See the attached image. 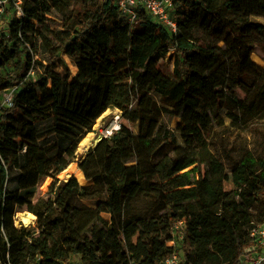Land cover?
<instances>
[{
    "label": "trees",
    "instance_id": "1",
    "mask_svg": "<svg viewBox=\"0 0 264 264\" xmlns=\"http://www.w3.org/2000/svg\"><path fill=\"white\" fill-rule=\"evenodd\" d=\"M173 1L175 33L144 14L129 25L116 0H22L23 18L0 36V93L16 86L11 104L0 105V264H62L72 254L83 264H131L134 256L135 264H161L173 251L171 209L186 215L180 264L241 263L251 229L264 221V155L248 150L227 166L208 131L225 117L238 130L264 119V66L251 58L264 60V0ZM241 12L250 14L251 35L237 34ZM169 54L172 77L154 64ZM33 63L43 72L23 84ZM107 109L137 131L121 123L86 152L78 164L86 183L60 181ZM165 118H177L176 131ZM226 169L243 171L245 183L225 191ZM46 177L59 184L36 198ZM79 201L96 204L88 234L78 231ZM24 210L37 216L34 227L15 226ZM122 232L137 234V245L128 250Z\"/></svg>",
    "mask_w": 264,
    "mask_h": 264
},
{
    "label": "rangeland",
    "instance_id": "2",
    "mask_svg": "<svg viewBox=\"0 0 264 264\" xmlns=\"http://www.w3.org/2000/svg\"><path fill=\"white\" fill-rule=\"evenodd\" d=\"M259 20L264 23V16L259 18ZM4 19L0 23V34L5 28ZM53 27L60 28L61 22L58 19H55L52 22ZM237 34H252V29L250 26V15L247 19L240 20L239 17L237 18ZM263 38V36H261ZM39 55H35L34 59H38ZM59 57H61L64 60L65 65L69 69V73L73 75L76 72V67L73 65L72 60L65 55L63 52H59ZM155 66L157 69L162 71V73L168 77H172V70L174 65V60L172 57V54L164 55L159 57L155 61ZM261 66H264V60L260 64ZM33 68L28 72L26 75L23 84L24 83H30L35 82L37 77L43 72V69L39 68L38 64L33 63ZM11 67L7 66L5 68V71H9ZM57 71H60L62 73H65L66 70L60 62H57V67L55 68ZM3 73V70H1ZM4 71V72H5ZM74 94V91H72V95ZM238 94L241 97H244V93L240 90H238ZM5 91L0 93V105H5L3 103ZM2 99V100H1ZM115 117L119 118V121L121 123H125L127 125H130L127 121H125L122 117L121 111L118 109H107L100 117H98L93 125L92 131L86 134L85 137L88 136L90 138L89 144L85 145L84 149H81V142L85 138H83L79 143L78 146L74 152L73 161L65 168L68 169L70 166L73 168V171L70 173V175L65 178L63 175L58 174L56 177L61 181H67L72 176H77V179L80 183H85V179L80 174V171L78 168V164L80 159L86 154V152L92 148L97 142H98V132L101 128L105 127L107 124H109ZM165 121L168 123V126L173 131H176V125H177V118H172L168 120V118H165ZM131 129L136 132L137 126L136 125H130ZM177 135L179 136L178 132ZM24 136L21 135V139ZM14 139V137H13ZM208 139L210 142V147L213 153L218 156L221 160H223L227 166L234 165L236 161L239 159V157L244 154L246 151H252L257 155H264V119L256 121L252 123L248 128L244 130H238L233 129L229 125V119L227 117L224 118V125L221 126H212L210 130L208 131ZM34 141L30 142L28 139L25 141L33 143V144H42L43 142H46L47 139L38 140L33 138ZM178 142L182 143L181 138H178ZM200 160H201V169H202V178L203 181H207V172L205 168V162L202 157V152L200 153ZM77 170V171H76ZM19 180V179H18ZM17 177L12 181L14 183L15 181H18ZM54 182L53 177H46L41 184L38 187L36 198H40L43 200L48 199V197L51 195V191H55L56 187L59 184V181L55 182V184L51 187V185ZM242 186V185H241ZM224 187V186H223ZM225 190V189H224ZM228 192V191H227ZM77 205L82 206V212L78 217V231L80 234H88V229L91 225V223L94 221V219L97 216V208L96 204L94 202L90 201H79L76 202ZM188 210L192 212H196V209L194 205H189ZM170 212H174L176 217L178 215H184L185 213L182 212L179 209H171ZM30 214H33L34 217H31ZM103 217H107L108 215L106 213H101ZM20 216L30 217L28 222H25L20 218ZM37 223V216L27 210L17 212L14 215V224L16 227H34ZM137 234L131 236L128 235L126 232L121 233V238L124 241L125 247L129 250L131 245H137ZM169 242V241H168ZM166 242V245H170V243ZM141 247V245L139 244ZM188 248L187 243H182L181 249ZM180 253V252H179ZM135 259H133L131 264H135L137 261L136 256H134ZM70 259L74 264H83L81 262V255L80 254H72L70 256Z\"/></svg>",
    "mask_w": 264,
    "mask_h": 264
},
{
    "label": "built area",
    "instance_id": "3",
    "mask_svg": "<svg viewBox=\"0 0 264 264\" xmlns=\"http://www.w3.org/2000/svg\"><path fill=\"white\" fill-rule=\"evenodd\" d=\"M116 5L120 16L129 25L139 22L141 14H144L170 33L176 31L177 21L173 15L176 5L173 0H116ZM23 16L22 0H0V23L3 19V23H5V28L0 36L8 34L7 27L11 20H20ZM15 88L16 86L4 90L6 95H4L3 103L5 105L11 104ZM120 127L121 122L118 117H115L109 124L99 130L98 140L110 138ZM171 229L173 236L168 242L170 243L168 247L172 248L173 251L161 264H180L181 246L186 236V215H178ZM250 236L252 237V244L245 249L240 264H264V221L251 229ZM62 264H74V262L69 258Z\"/></svg>",
    "mask_w": 264,
    "mask_h": 264
},
{
    "label": "bare ground",
    "instance_id": "4",
    "mask_svg": "<svg viewBox=\"0 0 264 264\" xmlns=\"http://www.w3.org/2000/svg\"><path fill=\"white\" fill-rule=\"evenodd\" d=\"M249 12H241L240 15L238 16L240 20L247 19L249 17ZM251 58L257 62L258 64H261L263 62V59L257 54V53H252ZM21 137L20 136H15L14 140L15 141H20ZM28 141H34L32 138H27ZM90 138L85 137L82 142H81V149H84L85 145L89 144ZM73 171V168L70 166L68 169H64L61 171L59 174L63 175L65 178H67L70 173ZM246 181V175L243 171L239 170H233V169H226L224 171L223 175V186L225 191H233L234 189L239 188L241 185H243ZM31 217H34L33 214H30ZM22 220L25 222H28L30 217H25V216H20Z\"/></svg>",
    "mask_w": 264,
    "mask_h": 264
},
{
    "label": "crops",
    "instance_id": "5",
    "mask_svg": "<svg viewBox=\"0 0 264 264\" xmlns=\"http://www.w3.org/2000/svg\"><path fill=\"white\" fill-rule=\"evenodd\" d=\"M77 169H79V168H77ZM77 171V170H76ZM80 171V170H79ZM80 174H81V177L83 176V174H82V172L80 171ZM77 177V176H76ZM87 181H85V183H86Z\"/></svg>",
    "mask_w": 264,
    "mask_h": 264
}]
</instances>
